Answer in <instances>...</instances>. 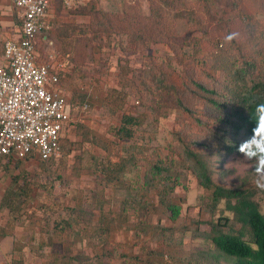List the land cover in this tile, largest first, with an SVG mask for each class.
Masks as SVG:
<instances>
[{"label": "rangeland", "instance_id": "obj_1", "mask_svg": "<svg viewBox=\"0 0 264 264\" xmlns=\"http://www.w3.org/2000/svg\"><path fill=\"white\" fill-rule=\"evenodd\" d=\"M123 1L79 0L73 7L57 1L52 7V31L44 35L46 39L42 37L39 40L40 58L62 67L60 86L72 99L76 110L66 129L59 156L30 159L9 169H0V200L8 188L24 191L23 177L30 183V187L24 186L31 189L33 196L31 201L22 203L19 212L23 211L24 215L18 216L20 221H12L15 222L14 239L19 244L11 250L10 245L8 249L6 247V257L0 251V264L1 261H4L2 264H11L13 260L19 264H49L54 253H64L65 249L68 253L69 250L82 253L85 261L79 264H98L94 257L102 248L92 236L85 235L84 239L74 242L67 237L56 236L52 245L40 247L41 236L49 238L48 232L40 233V225L50 229L48 227L53 221L68 217L66 207L85 200V220L92 224L99 218V211L92 206L96 194H103L106 199L105 210L115 208L117 201L123 198V191H117L112 183L106 181L100 165L110 153L96 142L106 141L109 145L112 142L113 147L110 145L109 148L114 154L117 150L121 152V148L126 153L125 148L134 143H145L150 152L156 149L167 152L168 141L173 139L176 130H180V121L186 120V115L180 114L173 101L167 102L171 107L168 110L160 109L155 103L158 98L156 79L164 65L171 76L186 77L189 50L192 48L183 46V38H188L191 26L186 20L177 25L173 44L179 48L178 53L165 42L149 43L134 53L126 47V36L105 32L95 15L88 13L93 2L96 7L114 12L119 10ZM256 3L257 0H239L237 4L230 0H215L216 10L213 15L205 17V29L194 32L202 41L203 54L200 52V55L210 56L218 44L222 49L224 45L230 46L232 37L241 41L238 36L248 23L247 17L255 22L264 20V10ZM141 4L143 12L149 14L148 0H141ZM164 60L171 64L166 65ZM181 61L184 64H179ZM124 114L143 119L136 128L135 137L130 140H121L115 134ZM78 125L90 129L98 141L94 136L85 139ZM231 137L230 140L235 136ZM240 138L237 136L238 140ZM69 148L71 152L67 154ZM225 150L224 146L220 151L207 153L213 180L225 187L254 192L253 200L259 203L264 213V157H250L240 151L227 153ZM144 170L142 168L141 174ZM13 176L22 178L15 183ZM196 178L190 170H185L181 184L172 196L173 203L181 207L179 220L173 221L159 210L152 222L154 227H158L140 240L132 227L119 229L110 239L117 248L110 256L111 262L106 264H120L119 256L124 254H140L144 243L150 248L168 243L174 256L183 259L182 264L188 260L189 264H234L229 257L216 253L210 238L214 235L211 230L213 222H217L219 217L233 216L224 211L223 205L214 214L210 212V196ZM8 218L9 210H0V225L6 224ZM229 227L228 224L224 229ZM234 227L239 229L240 225L235 224ZM161 229H166L167 237L157 234L156 231Z\"/></svg>", "mask_w": 264, "mask_h": 264}, {"label": "trees", "instance_id": "obj_2", "mask_svg": "<svg viewBox=\"0 0 264 264\" xmlns=\"http://www.w3.org/2000/svg\"><path fill=\"white\" fill-rule=\"evenodd\" d=\"M57 1L64 4L63 0H51V10ZM230 1L233 4L239 2ZM148 2L149 14L143 12L141 0H124L119 10L114 12L96 7L93 2L88 13L95 15L100 28L105 32L126 36V47L131 48L134 53L152 42H165L172 46L173 52L178 53L179 48L173 44L177 25L184 20L189 23L191 29L188 38H183V46L192 48L189 50V70L185 73L186 77L171 76L163 64L160 77L156 79L158 98L155 100L163 110L170 109L167 102L173 101L181 111L180 114L186 115V120L180 121V130H176L173 139L168 141L167 152L162 149L150 152L145 148V143H134L125 148L126 153L121 148V152L117 150L114 154L109 148L110 145L113 147L112 142L109 145L106 141L104 143L94 140L110 153L106 155L100 168L106 181L112 183L117 191H123V198L117 201L115 208L105 210L106 199L103 194H96L92 206L99 211V218L92 224L85 220L86 200L66 207L67 218L53 221L51 227H48L50 229L40 225V233L43 235L48 232L49 238L41 236L39 246L52 245L56 236L67 237L73 242L84 239L85 235L92 236L102 248L95 253V260L98 264L111 262L110 256L114 254L113 250H116L114 248H117V245L110 242V239L119 229L132 227L135 236L140 240L158 227H154L152 222L159 210H162L163 214L166 213L167 218L179 220L181 207L173 203L172 196L181 184L185 170H190L210 196V212L214 214L216 209L223 205L224 211H229L233 216L219 217L218 221L211 225L214 235L210 238L216 253L229 257L234 264H264V213L259 203L253 200L254 192L215 183L207 155L212 150L220 151L224 146V152L238 151L241 142L252 135V129L259 123L257 108L264 105V20L255 22L250 16L247 17L248 23L238 36L241 41L232 37L230 46L223 44L222 49L218 44L215 51L206 57L202 55V41L194 32L205 29V17L213 15L216 10L215 0ZM257 2L258 7L264 10V0ZM19 24L21 25L20 18ZM51 31L52 28L45 31L39 36V40ZM36 49L40 55L39 43ZM163 62L166 65L171 64L166 60ZM182 63L183 61L179 64ZM181 85L183 89L180 88ZM70 103L73 116L76 108L71 98ZM142 123L141 117L124 114L115 134L121 140L133 139L136 128ZM77 128L85 139L94 136V133L83 125H78ZM232 135L235 137L230 140ZM239 135L240 141L237 139ZM94 137L98 141L97 136ZM243 147L248 149L244 153L250 157H264V154L249 149L246 144ZM68 152H71L70 148L67 154ZM30 159H33L31 154L13 165L8 160L1 168L9 169ZM142 168L145 170L141 174ZM21 178L12 177L15 183ZM22 179L24 191H18L14 187L8 188L0 200V210H9L6 224L0 225V241L14 235L15 222L12 221H20L18 216L24 215L23 211L19 212L22 203L33 199L31 189L24 186L30 187V183L24 177ZM228 224L230 227L225 230L224 227ZM235 224H239L240 228L235 229ZM156 232L164 237L168 236L166 229ZM17 244L19 241L15 240L14 246ZM140 250V254L119 256L120 264L183 263L182 258L174 256L168 243L155 248H150L144 243ZM67 251L65 249L64 253H54L49 264H79L85 261L82 253ZM11 264L19 262L13 260ZM185 264H189V260Z\"/></svg>", "mask_w": 264, "mask_h": 264}, {"label": "built area", "instance_id": "obj_3", "mask_svg": "<svg viewBox=\"0 0 264 264\" xmlns=\"http://www.w3.org/2000/svg\"><path fill=\"white\" fill-rule=\"evenodd\" d=\"M79 0H63L73 7ZM51 0H15L21 37L4 42L0 62V169L25 160L60 155V141L73 121L68 95L60 86L62 67L44 61L36 49L51 29ZM46 39V36H43Z\"/></svg>", "mask_w": 264, "mask_h": 264}, {"label": "crops", "instance_id": "obj_4", "mask_svg": "<svg viewBox=\"0 0 264 264\" xmlns=\"http://www.w3.org/2000/svg\"><path fill=\"white\" fill-rule=\"evenodd\" d=\"M15 0H0V62L3 58L4 42L7 39L18 40L21 37V25L19 23L20 12L14 6ZM14 235H9L0 241V251L7 256V249L10 245L13 249L15 243ZM7 247V249H6ZM4 261H1V264Z\"/></svg>", "mask_w": 264, "mask_h": 264}, {"label": "clouds", "instance_id": "obj_5", "mask_svg": "<svg viewBox=\"0 0 264 264\" xmlns=\"http://www.w3.org/2000/svg\"><path fill=\"white\" fill-rule=\"evenodd\" d=\"M257 112L260 116L259 123L252 129V135L241 142V145L238 147V151L240 152L248 150L243 147V145L247 144L249 149L264 154V105L258 106Z\"/></svg>", "mask_w": 264, "mask_h": 264}]
</instances>
